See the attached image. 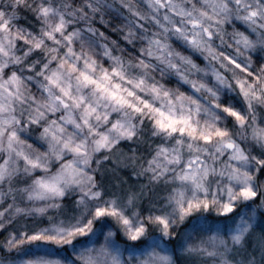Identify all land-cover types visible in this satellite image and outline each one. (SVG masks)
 <instances>
[{"label": "snow or ice", "instance_id": "1", "mask_svg": "<svg viewBox=\"0 0 264 264\" xmlns=\"http://www.w3.org/2000/svg\"><path fill=\"white\" fill-rule=\"evenodd\" d=\"M0 264H264V0H0Z\"/></svg>", "mask_w": 264, "mask_h": 264}]
</instances>
